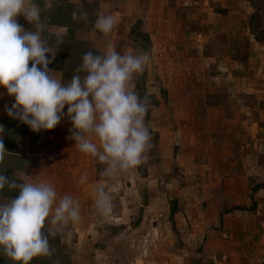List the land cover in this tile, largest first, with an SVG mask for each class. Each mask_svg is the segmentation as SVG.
Returning <instances> with one entry per match:
<instances>
[{
	"label": "rangeland",
	"instance_id": "1",
	"mask_svg": "<svg viewBox=\"0 0 264 264\" xmlns=\"http://www.w3.org/2000/svg\"><path fill=\"white\" fill-rule=\"evenodd\" d=\"M197 1L191 0L181 9V15L185 21L187 20L186 24L189 25V29L197 27L198 33L204 34L194 39L197 42V46L194 47L196 48L195 54L199 53L201 48L203 53L208 50L205 45L208 40L206 32L208 29L206 30L202 25L196 23L198 15L207 13L209 9L211 10L209 16H211L216 13L213 10H219L221 6L220 0H211V3ZM237 1L246 4L245 10H248V16L253 12L254 8L248 0ZM34 2L41 9V20L47 24L43 37L49 40L50 45L56 47L55 37L50 35L56 31H51L50 25L65 27L68 37L74 35L71 39L70 37L68 40L64 39L52 63H57L58 59L56 60V58L59 57L61 49L65 45L69 47L76 39L85 42L88 50L94 51V53L101 54L108 44H112L121 54L125 52L134 54L147 52L149 54L150 60L144 71L133 76L129 87L140 97H148L149 104L145 123L151 132L152 147L144 154L146 158L141 164L127 171L119 172L115 176L102 177L100 172L105 165L97 158L71 149L61 151V144L75 146V141L70 136L53 133L50 138V134H48L47 145H42L39 150L43 153L42 161L46 166L41 168L39 173L44 174L42 177L45 182L54 186L58 199L69 195L74 200H78L80 218L77 222L70 223L62 229L55 238H49L50 246L53 249L51 256L34 257L30 264H201L203 257H200L199 254L204 252L206 242L205 239L201 240L200 238L191 237L190 239V233H193L189 230L192 227V218L185 213L189 194L185 188L190 187V177L197 175V172L194 164L191 165L187 159L185 163L189 150L184 144L185 136L183 134L188 117H195V113L191 109L192 105L188 102H180L179 98L169 97V88L166 84L167 76H164V72L159 67L162 64L166 69L167 59L173 57L169 54L167 39L164 37L168 29L159 27L158 24L157 27L152 21H146L144 13L136 17L133 13L135 9L127 7L129 10H123V12L129 21L118 23L116 20L115 27L108 35L96 30L94 22L97 13L112 14L113 11L124 9V0H34ZM256 2L263 8L262 22L264 24V0H256ZM203 9L205 10L203 11ZM74 10L87 12V20L73 21ZM221 12L226 13V9L225 12ZM134 18L137 19L134 23H130V19ZM57 20L69 22L72 33L68 26L52 23ZM239 23L241 22L238 21L237 24ZM151 26L155 27L153 32L160 38L157 46H153V43L150 42L149 33L146 31ZM212 29L218 28L213 25ZM31 30H33V25L30 24L27 31ZM254 43L256 55L259 53L255 61L263 66L264 42L255 39ZM209 44L211 50L208 52H212V54L208 56V53L206 57L214 58V62L220 65L224 61L218 54L219 46L214 39ZM198 45L203 47L200 48ZM61 64L66 63L61 61ZM62 72L63 83L69 82L72 76L77 74L73 72L68 74L64 70ZM263 73L255 79V88L264 86ZM147 85L160 93L162 98H156L154 94L146 93ZM64 111L67 112V107ZM14 121L18 123L14 122L15 125H13L16 132L21 131V128L27 125L18 119ZM65 121L72 132L71 121L67 116H65ZM53 129L50 131H54ZM36 137L37 134H34L31 138L32 152L37 145L36 139L38 138ZM55 141L58 143L57 146H53ZM93 142L99 144L95 137ZM48 143L52 146L49 147ZM31 158L34 160V157ZM9 160L11 163V167L10 165L9 167L12 170L19 158L14 157ZM91 166L94 167L92 172H90ZM1 167L0 164V173L11 178L10 173L2 170ZM82 175L87 177L84 182H81ZM17 183H19L18 179ZM99 185H103L110 203V210L106 214L98 212L95 204V189ZM182 189L184 191L181 192ZM18 194V189L9 190L5 186L3 190H0V202L11 197L15 198ZM182 201L184 205H182ZM194 202L201 209L207 205L205 199L196 198ZM180 209L184 213L185 227L178 224L175 216L176 211ZM45 231H47V223ZM196 239L199 240L195 241ZM191 243L192 246H190ZM0 264H18V262L0 254Z\"/></svg>",
	"mask_w": 264,
	"mask_h": 264
},
{
	"label": "crops",
	"instance_id": "2",
	"mask_svg": "<svg viewBox=\"0 0 264 264\" xmlns=\"http://www.w3.org/2000/svg\"><path fill=\"white\" fill-rule=\"evenodd\" d=\"M124 1V9L111 14L118 23L129 21L123 12L128 11V7L135 9L136 17L144 13L146 21L168 29L164 37L173 57L167 59L166 69L162 64L159 67L167 76L169 97L188 102L195 113V117H188L183 134L184 144L190 151L185 163L187 159L194 164L197 172L190 177V187L185 188L189 192L185 213L192 218L190 239L200 238L206 242L204 252L199 254L203 257L201 264H264V86L255 88V79L264 72V65L255 61L259 53H255L256 38L249 25L251 13L248 16L243 2L220 0L219 10H213L216 13L209 16L211 10L208 9L207 13L198 15L196 23L208 29V44H205L208 50L203 53V46L198 45L201 51L195 54L197 42L194 39L204 34L198 33L197 27L189 29L187 20L181 15L182 7L191 0ZM202 1L211 3V0ZM225 9L226 13H222ZM136 19H130V23ZM16 20L27 31L30 23L24 16L18 15ZM238 21L241 23L237 24ZM213 25L218 29L213 30ZM50 26L53 32L66 29ZM154 28L151 26L146 31L150 42L157 46L160 38L153 32ZM213 39L224 61L220 65L214 58L206 57ZM50 69L63 82L62 70ZM146 87V93L162 98L153 87ZM13 103L14 97L0 86V126L4 129L0 132V140L10 159H23L21 167L16 168L17 163L13 167V177H24L31 182L45 181L44 174L39 173L46 166L39 150L47 145L48 134L50 138L53 133L71 137V129L64 116L54 131L34 132L31 128L25 129L26 125L16 132L13 125L17 119L5 110V106L10 108ZM34 134H37L38 146L32 152L30 143ZM57 144L55 141L53 146ZM61 145V151L71 149L79 153L76 146ZM28 156L34 157V165L24 159ZM93 170L91 166L90 172ZM196 198L205 199L206 207L201 209L195 205ZM175 214L178 224L185 227L183 211L180 209Z\"/></svg>",
	"mask_w": 264,
	"mask_h": 264
},
{
	"label": "clouds",
	"instance_id": "3",
	"mask_svg": "<svg viewBox=\"0 0 264 264\" xmlns=\"http://www.w3.org/2000/svg\"><path fill=\"white\" fill-rule=\"evenodd\" d=\"M18 15H23L33 30L26 31L17 22ZM87 15L74 10L72 19L86 21ZM115 24L113 15L98 12L94 28L108 35ZM46 28L34 0H0V86L14 97L11 107L5 106L7 114L34 132L53 129L67 116L76 148L105 165L100 172L102 177H112L141 164L152 147L151 132L145 123L149 101L147 96L142 98L132 90L129 83L135 74L144 71L149 54H121L108 44L101 54L84 53L77 74L63 83L49 64L67 32L50 34L55 37L54 47L43 37ZM5 154L0 140V163ZM86 178L82 175L81 182ZM17 179L23 182L17 183ZM5 186L18 189L19 194L0 202V254L18 264H30L37 256H51L49 238L79 220V202L69 195L58 199L49 182L13 179L0 173V190ZM95 192L97 211L106 214L110 203L103 185L97 186Z\"/></svg>",
	"mask_w": 264,
	"mask_h": 264
},
{
	"label": "trees",
	"instance_id": "4",
	"mask_svg": "<svg viewBox=\"0 0 264 264\" xmlns=\"http://www.w3.org/2000/svg\"><path fill=\"white\" fill-rule=\"evenodd\" d=\"M254 10L253 12L251 13L250 17H249V25H250V28L255 36V38L257 39V41L259 42H264V24L262 22V19H263V8L262 6L258 5L256 0H248ZM264 7V6H263ZM65 22V21H64ZM61 22V21H53L52 23L54 24H60V25H64V26H68L70 32L72 33V30L71 28L69 27V22ZM70 33V34H71ZM74 35H69L70 39L73 37ZM68 35L64 37V39H69ZM147 37V35H146ZM65 43V42H64ZM88 51H91V50H88V48L86 47V43L85 42H82L80 40H77L74 41V43L72 45H69V47H67L66 45L61 49V53L59 55L58 58H56L57 60V63H52V64H49V68H59V69H62L64 70V72H68L71 73H76V68L82 63V55ZM94 53V51H92ZM94 54H99V53H94ZM77 57V59H76ZM65 58V60H64ZM69 58V59H67ZM54 61V60H53ZM61 61H65L66 64L62 65L61 64ZM29 67H31V63H29ZM40 67V66H38ZM79 75H84V73H79ZM67 80V78H66ZM30 126L26 127L25 129H29ZM10 156H8L7 154H5V158H4V161L2 163H0L2 165V170H5L7 172L10 173L11 175V178L13 177V170H11V166L9 167V164H10ZM26 160H28V162L30 164H35L36 162L34 160H31L32 158L31 157H26L24 158ZM21 160L20 162L18 161L17 164H16V168L18 167H21L22 166V161L23 159H19ZM6 166V167H5ZM14 169V168H13ZM14 178V177H13ZM9 195V194H7ZM4 196H6V194H4Z\"/></svg>",
	"mask_w": 264,
	"mask_h": 264
}]
</instances>
